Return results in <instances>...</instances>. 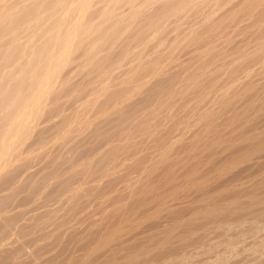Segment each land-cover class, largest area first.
<instances>
[{
  "label": "rangeland",
  "instance_id": "rangeland-1",
  "mask_svg": "<svg viewBox=\"0 0 264 264\" xmlns=\"http://www.w3.org/2000/svg\"><path fill=\"white\" fill-rule=\"evenodd\" d=\"M0 264H264V0H0Z\"/></svg>",
  "mask_w": 264,
  "mask_h": 264
},
{
  "label": "bare ground",
  "instance_id": "bare-ground-1",
  "mask_svg": "<svg viewBox=\"0 0 264 264\" xmlns=\"http://www.w3.org/2000/svg\"><path fill=\"white\" fill-rule=\"evenodd\" d=\"M82 1V0H81ZM78 5V4H77ZM86 5V4H85ZM82 10V9H81ZM72 28V27H71ZM72 34V33H71ZM65 43V42H64ZM65 52V51H64ZM62 57V56H61ZM55 66V65H54ZM55 68V67H54ZM48 72V71H47ZM46 73V72H45ZM47 75V74H46ZM47 77V76H46ZM45 78V77H44ZM49 80V79H48ZM42 81V80H41ZM36 100V99H35ZM33 101V100H32ZM4 151V150H3ZM6 151V150H5Z\"/></svg>",
  "mask_w": 264,
  "mask_h": 264
}]
</instances>
